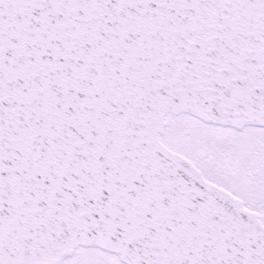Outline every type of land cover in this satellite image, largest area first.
Here are the masks:
<instances>
[{
    "label": "snow or ice",
    "instance_id": "obj_1",
    "mask_svg": "<svg viewBox=\"0 0 264 264\" xmlns=\"http://www.w3.org/2000/svg\"><path fill=\"white\" fill-rule=\"evenodd\" d=\"M0 264H264V0H0Z\"/></svg>",
    "mask_w": 264,
    "mask_h": 264
}]
</instances>
